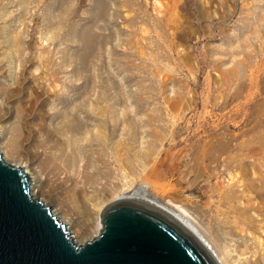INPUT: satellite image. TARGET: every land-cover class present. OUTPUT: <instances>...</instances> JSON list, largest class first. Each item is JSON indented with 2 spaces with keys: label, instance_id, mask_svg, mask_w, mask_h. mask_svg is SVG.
<instances>
[{
  "label": "rangeland",
  "instance_id": "obj_1",
  "mask_svg": "<svg viewBox=\"0 0 264 264\" xmlns=\"http://www.w3.org/2000/svg\"><path fill=\"white\" fill-rule=\"evenodd\" d=\"M0 11L12 41L0 48V144L18 125L19 156L4 159L42 181L37 196L77 239L143 187L190 206L223 264L254 252L264 264V0H0ZM66 146L76 163L53 182L39 163Z\"/></svg>",
  "mask_w": 264,
  "mask_h": 264
},
{
  "label": "water",
  "instance_id": "obj_2",
  "mask_svg": "<svg viewBox=\"0 0 264 264\" xmlns=\"http://www.w3.org/2000/svg\"><path fill=\"white\" fill-rule=\"evenodd\" d=\"M99 234L76 244L52 208L30 194L29 174L0 154V264H216L201 241L151 201L119 198Z\"/></svg>",
  "mask_w": 264,
  "mask_h": 264
},
{
  "label": "bare ground",
  "instance_id": "obj_3",
  "mask_svg": "<svg viewBox=\"0 0 264 264\" xmlns=\"http://www.w3.org/2000/svg\"><path fill=\"white\" fill-rule=\"evenodd\" d=\"M5 5V4H4ZM2 7V6H1ZM6 8V7H5ZM5 10V9H4ZM1 13V11H0ZM6 13V12H5ZM4 14V12H3ZM6 15V14H5ZM3 18V15L0 16ZM4 19V18H3ZM3 21V20H2ZM3 24H0V48H3L2 45H5V43H9L8 45H10V43H12V41L9 39V37H7V35H5V30L4 27L2 26ZM6 26V25H5ZM4 33V38L2 39V34ZM7 45V46H8ZM15 45V44H14ZM11 46V45H10ZM9 47V46H8ZM6 49H10V48H6ZM3 51V50H2ZM9 51V50H8ZM4 52V51H3ZM0 55H1V49H0ZM7 56V55H5ZM10 56H7V58ZM4 60L3 57L0 58V74L1 72L4 70L3 66H1V61ZM7 62V61H6ZM2 77V76H1ZM5 84V83H4ZM6 87H3L2 90H4ZM7 90V89H6ZM9 90V89H8ZM7 90V91H8ZM5 91V90H4ZM9 93V92H8ZM102 108V107H101ZM78 121V120H77ZM118 119L114 118L112 119L111 124L114 125V127H116L115 125H118ZM78 124V123H77ZM100 127L102 126V123L98 124ZM18 125L14 124L11 127V135H9V137L5 140L4 145V151L1 150V144H0V154L2 155V157L4 158V156L10 155L13 156L14 158H18V153H17V149L14 148L13 146V142H12V138H16L17 136L16 132H18L17 127ZM104 126V124H103ZM110 126V125H109ZM69 128V127H68ZM103 128V127H101ZM100 128V129H101ZM1 129V127H0ZM4 129H1L0 131V138L6 133V130L3 131ZM55 130V129H54ZM2 132V133H1ZM55 132V131H54ZM57 132V131H56ZM61 135V134H60ZM102 135H107L105 133H103ZM101 134L97 135L96 134V138H98L100 141H102L103 139L101 137H103ZM8 136V135H7ZM62 136V135H61ZM68 138V137H67ZM64 142V141H63ZM15 143V142H14ZM65 143L68 144V142L66 141ZM66 144V145H67ZM49 147V146H48ZM70 147V146H69ZM46 150V145L44 147ZM50 151V149L48 150ZM4 154V155H3ZM61 156L57 155L56 152H47L45 153L44 157L41 159L40 163H39V168L41 170V173H48L51 176V179L53 182H56L57 180L61 179L62 177H66L65 175V167H67L69 164H74L76 163V160L74 156H72V147L67 149L64 147L62 154L60 153ZM81 163V162H80ZM17 166V165H16ZM69 167V166H68ZM29 170V169H28ZM26 171V170H25ZM30 172V171H28ZM27 172V173H28ZM33 173L30 172L29 175V181H30V194L32 198H37L39 200H41L38 196L37 193L43 192V185H42V181L40 179H37L34 175H32ZM48 179V180H49ZM66 179V178H65ZM92 179V176L90 174L87 173V171L85 170V174H84V181L86 183V181H90ZM84 183V182H83ZM84 183V185H85ZM49 185V184H48ZM136 198V199H141V200H146V201H151L153 203H155L156 205L164 208L165 210H167L168 212H170L175 218H177L182 224H184L202 243V245L204 246V248L206 249L207 253L211 256V258L216 262V264H223L221 259L218 258L217 254L214 252L212 245L209 243V241L203 236V234L200 232L197 224L195 223L190 209H192L190 206H184L183 204H179L177 202H174L172 200H166L163 198H160L156 195H152L150 194L148 191H146L143 187H138L137 189L133 190L131 193L129 194H122L120 196L117 197L118 198ZM43 203H46L45 201L41 200ZM53 214H55L57 216V218L62 221L63 223H65L67 230L69 231V222L66 221L65 219V213L64 215H60L58 214L56 211L52 210ZM71 223V222H70ZM100 223H101V217H100ZM102 227V225H101ZM78 231V230H77ZM79 232V231H78ZM77 232V233H78ZM70 236L73 239V241L76 244H80L83 245V241L81 239H77V236L72 234L70 231ZM81 240V241H80ZM248 253L249 252H242L243 254V259H247L248 258ZM256 252L252 253L250 261H253V264H263L261 256H256L257 254H255ZM241 254V255H242ZM264 254V253H263Z\"/></svg>",
  "mask_w": 264,
  "mask_h": 264
}]
</instances>
